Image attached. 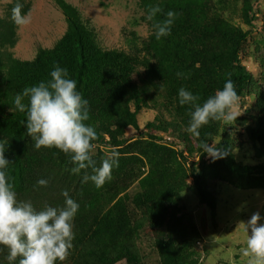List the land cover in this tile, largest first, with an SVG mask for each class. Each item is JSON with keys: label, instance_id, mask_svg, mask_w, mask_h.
Instances as JSON below:
<instances>
[{"label": "trees", "instance_id": "16d2710c", "mask_svg": "<svg viewBox=\"0 0 264 264\" xmlns=\"http://www.w3.org/2000/svg\"><path fill=\"white\" fill-rule=\"evenodd\" d=\"M25 1L21 0L27 12L30 4ZM15 4L16 0H12L5 16L0 17V140L8 143L5 152L10 161L8 174L18 199L32 202L37 210L47 205L60 207L64 204L61 192L69 190L80 204L74 220L76 238L67 257L71 264H143L134 242L143 220L135 224L130 221L125 194L128 187H118L125 181L131 184L126 162L119 159L112 179L100 188L91 181L83 183V175L92 174L91 169L73 174L71 169L75 165L70 156L54 148L37 150L34 147V141L27 135L26 113L15 110L14 97L25 88L50 79L53 66L59 64L68 69L70 77L77 81L78 91L89 101L90 120L86 123L98 133L96 146L122 148L125 141H118L113 131L120 123L139 131L137 116L151 103L156 108L162 107L169 121L158 126L148 124L146 131L172 130L181 141H187L191 108L179 104L178 90L181 87L190 90L203 103L231 78L243 99L250 76L240 61L239 51L252 32H235L219 17L211 15L209 0H138L149 36L142 43L132 36L126 52L105 50L78 10L63 0H56L66 20L65 33L51 49L38 48L32 60L21 61L12 54L18 41V27L11 19ZM155 4L164 13L169 10L179 13L171 35L160 40L155 38L151 22L147 20L148 8ZM163 18V15L157 17ZM260 108L249 135L259 145L264 159V104ZM217 122L203 126L199 136L192 134L193 139L210 140L217 130ZM144 136L151 140L143 154L148 172L136 177L139 193L133 196L132 204L141 211L153 233L160 263L186 264L183 250L176 253L173 240L165 238L166 227L188 176L203 194L205 204L214 208L212 197L204 195L199 187L211 170L202 161L207 154L202 155L197 166L191 163L185 171L176 161L184 159L182 152L173 156V152L153 143L157 140L155 137L140 134L141 138ZM217 146L227 151L223 159L215 160L217 164L244 181L242 188H260L256 182H264V165L241 166L230 157L227 141ZM41 178L49 180L47 187L37 185ZM185 237L182 233L181 238ZM6 255V249L0 250V264H7Z\"/></svg>", "mask_w": 264, "mask_h": 264}, {"label": "rangeland", "instance_id": "374dc122", "mask_svg": "<svg viewBox=\"0 0 264 264\" xmlns=\"http://www.w3.org/2000/svg\"><path fill=\"white\" fill-rule=\"evenodd\" d=\"M63 1L78 10L83 21L94 30L99 45L105 50L126 52L132 36L142 43L150 34L142 21L144 14L138 6V0ZM11 2L12 0H0V17L5 16V10ZM25 2L30 4L32 23L26 27H18V41L12 54L21 61H30L38 48L51 49L65 33L67 24L56 0ZM209 5L211 15L219 17L235 32L252 33L239 51L240 61L250 76L243 99H239L235 106V113L240 116L236 121L230 122L231 125L217 122V130L207 143L217 146L227 141L230 157L241 166L264 165L259 145L249 135L250 129L256 124L260 107L264 104V0H209ZM168 119V114L162 107L156 108L152 103L148 104L137 116L139 131L121 123L113 131L118 141H125L122 148L102 145L96 146L92 152L97 167L113 151L118 152L119 157H122L118 159H123L128 165V179L131 184L125 181L118 187H128L125 194L128 197L127 212L130 221L135 224L143 220L134 240L143 264L161 263L153 233L141 211L132 204L133 196L139 193L136 177L148 172L143 154L149 149L151 140L148 136L141 138L140 134L155 137L157 140L153 143L173 152V156L182 152L184 159L176 161L183 165L185 171L191 163L197 166L204 154L201 145L205 142H196L189 132L187 141H181L172 130L150 133L146 131L148 124L164 125ZM202 161L211 170L200 181L199 187L204 190V195L212 197L214 208L205 204L203 194H200L193 179L188 176L179 194L178 204L171 210L165 238L173 240L176 253L183 250L187 256L186 264H245L246 258L241 256L240 251L246 246V236L239 224L246 223L257 212L264 217V182L257 180L260 188L244 189V181L232 176L211 157L206 155ZM182 233L186 234L184 239L181 238ZM64 264H71V261L66 259Z\"/></svg>", "mask_w": 264, "mask_h": 264}, {"label": "clouds", "instance_id": "9594fccd", "mask_svg": "<svg viewBox=\"0 0 264 264\" xmlns=\"http://www.w3.org/2000/svg\"><path fill=\"white\" fill-rule=\"evenodd\" d=\"M158 15L164 18L157 19ZM178 16L179 13L172 10L164 13L159 4L149 6L147 20L157 40L171 35ZM11 19L17 27H26L32 23L31 10L25 12L24 4L16 0ZM178 99L181 106L191 108L187 131L195 136H199V130L211 121L231 125L230 122L240 116L235 113L240 96L231 78L203 103L198 95L184 87L178 90ZM14 108L26 113L27 135L37 150L54 148L70 156L75 165L71 169L73 174L91 169L92 174L83 175V183L91 181L100 188L112 179L113 169L119 166V153L113 151L99 167L96 166L92 152L98 133L86 123L90 120L89 101L78 91L77 81L70 77L67 68L55 64L50 79L27 87L14 97ZM7 147V140H0V250H7V264H17V260L18 264H64L74 246V220L80 204L71 197L69 190L61 192L64 204L60 207L47 205L37 210L32 202L19 200L8 174ZM201 147L213 161L227 155L221 146L205 142ZM48 184V179L37 181L40 187ZM262 220L264 217L257 212L246 223L239 224L246 236V246L240 251L246 258L245 264H264Z\"/></svg>", "mask_w": 264, "mask_h": 264}, {"label": "built area", "instance_id": "2783aa9c", "mask_svg": "<svg viewBox=\"0 0 264 264\" xmlns=\"http://www.w3.org/2000/svg\"><path fill=\"white\" fill-rule=\"evenodd\" d=\"M167 139V138H166ZM169 139V138H168Z\"/></svg>", "mask_w": 264, "mask_h": 264}]
</instances>
